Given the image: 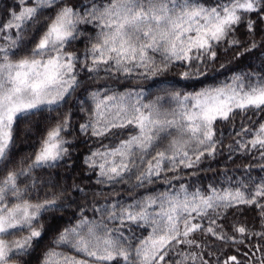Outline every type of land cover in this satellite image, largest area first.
Instances as JSON below:
<instances>
[{"label":"snow or ice","instance_id":"obj_1","mask_svg":"<svg viewBox=\"0 0 264 264\" xmlns=\"http://www.w3.org/2000/svg\"><path fill=\"white\" fill-rule=\"evenodd\" d=\"M0 4V264H264V0ZM221 49L259 64L217 86L176 87L206 79ZM177 68L179 80L164 78ZM121 77L136 87L90 90ZM78 91L93 101L81 134L128 133L84 159L113 189L85 204L51 176L73 166L72 109L86 110ZM34 122L42 135L19 156L20 125ZM225 149L258 163L192 182ZM116 185L127 199H108Z\"/></svg>","mask_w":264,"mask_h":264},{"label":"trees","instance_id":"obj_2","mask_svg":"<svg viewBox=\"0 0 264 264\" xmlns=\"http://www.w3.org/2000/svg\"><path fill=\"white\" fill-rule=\"evenodd\" d=\"M12 0H5V3L10 4ZM0 7H3V4H0ZM240 39L244 40L246 37L241 33ZM78 48H82V45H77ZM234 51L230 50L227 53L224 52L223 49L219 52V59L215 64V71L211 72L210 75L203 79L202 81H183L180 80L176 87L182 91H198L203 87L207 86H217L221 83H226L229 81V78L232 76L233 72L238 71L242 68H245L247 65L255 62L257 65L259 64L258 60H255V56H249L247 58H241V60L237 61L233 59ZM159 59V57H157ZM223 64L224 67L221 68L220 65ZM182 71V69H175L172 72L166 74V77L169 80H179L178 73ZM156 79H161L160 77ZM104 83H108L113 88H115L119 92H124L128 89H132L136 87L135 78H131L130 80H124L123 77L120 78V84L117 85L113 81L109 80L107 82L100 81L97 85H94L92 89L94 90L96 87H100ZM147 83H151L148 81ZM185 85H190L185 87ZM155 91V89H152ZM76 96L82 100H85L84 108L85 111H81L79 109V105L72 109L73 111V125L76 126L75 130L72 131V134L68 136V139L73 140V146L70 149L72 153L73 166L71 168L68 167H59L57 169L51 170V176L53 180H58L60 185L64 188H67L68 191L66 193L69 200H75L76 204H85L91 202L93 200L94 194L97 192H104L106 194L113 193L112 187L109 185H100L96 183L98 178L96 172H91L87 166L83 163L84 159L93 151H104L105 146L109 149L116 145L119 139L125 138L128 134L125 132L124 136L111 135L105 137H94L91 136L90 131L88 134H81L78 130V126L87 122L89 117V109L93 107V101L90 97L87 96L86 93L82 91H78ZM53 115H56L55 113ZM39 117L34 118L35 121H39ZM44 128V124L40 123H32L31 125L21 124L19 133H18V153L19 156H24L28 152L32 150L31 146L39 140L42 135ZM30 129V130H29ZM231 142V138L225 139V146ZM228 152L225 149L224 154L218 156L215 160L205 161L201 166L203 168H207L209 164L211 165V172H202L199 177H193L192 182L203 181L204 184L210 183L213 180H219L220 174H222L225 170H227L229 175L233 174V171H236V174H241L245 165H256L258 163L257 160L252 159L250 156L241 155L239 152L233 154V158L229 160ZM187 171V170H186ZM259 172V168H253V175H256ZM264 174V173H261ZM187 180V177L185 178ZM73 185H78L80 188L84 189L83 192H77ZM126 185H116V192L119 194L108 196V199L119 198V196L128 198V193L126 191ZM157 188H163V185H157ZM142 190L137 192V195H140ZM100 203H104L103 197H96ZM76 204L72 205V208L68 210L69 215L72 211L76 209ZM91 215V213H89ZM139 234V233H138ZM55 233L50 234L49 237L44 241L41 246V249L38 250L37 256L42 255V252L45 250L47 246L51 245L52 240L54 239ZM33 264H37V261L34 259Z\"/></svg>","mask_w":264,"mask_h":264}]
</instances>
